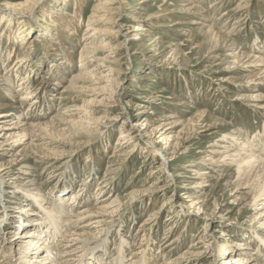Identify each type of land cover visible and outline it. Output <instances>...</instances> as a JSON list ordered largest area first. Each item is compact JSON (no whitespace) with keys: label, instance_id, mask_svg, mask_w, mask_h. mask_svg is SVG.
<instances>
[{"label":"rangeland","instance_id":"obj_1","mask_svg":"<svg viewBox=\"0 0 264 264\" xmlns=\"http://www.w3.org/2000/svg\"><path fill=\"white\" fill-rule=\"evenodd\" d=\"M75 1L0 0V116L16 114L11 119L24 117L36 126L31 128L30 140L23 135L9 138V132L14 134L10 130L0 133V168L10 171L7 184L0 187V210L8 222L17 228L20 215L30 219L40 211L29 201L32 193H38L40 199L47 195L71 204L73 215L100 199H119L115 226L105 237L109 262L122 241L128 248L123 264H129L127 260L137 250L151 252L155 261L147 264L180 257H186L184 264H224L230 256L222 251L223 246L234 250L239 246L237 256L249 264L263 258L264 264L260 239L264 215L259 216L264 206L252 208L255 185L219 153L238 142L234 136L242 133L248 145L264 133V66L251 64L249 58L256 56L257 49L264 56V0H118L126 4L120 9L118 24L124 34L134 36L124 44L128 49L122 45V37L86 31L88 24L99 30L119 27L94 16L117 6L109 5L108 0H80L83 18L78 34L84 40L70 33L62 41L43 34L52 19L46 12L67 9L73 14L80 9ZM24 22L33 27L20 35L22 40L16 45L11 44L9 38ZM52 29L55 35L58 30ZM91 33L109 47L105 45L104 53L85 52L83 57ZM65 54L71 56L69 61ZM96 54L106 61L96 60ZM9 55L12 59L7 62ZM16 61L19 66L12 72ZM84 68L97 70L102 81L93 79L96 77L86 83L74 80ZM1 78L13 80L18 94L30 92L23 84L39 82L41 89L30 111L29 101L22 104L15 102L19 97L11 99ZM250 79L257 88L250 89ZM240 92L259 95L262 100L235 101ZM137 122L142 127L134 134V128L130 129ZM1 125L10 127V123ZM121 131L133 134L127 144ZM3 133L8 135L2 137ZM148 141L165 148V155L173 160L169 168L162 170L165 160L152 154L159 156ZM45 154L50 158L47 165L38 158ZM31 156L28 164L20 161ZM220 157L222 163H211ZM26 172L35 173L41 185L40 191L24 196L29 187L22 186L24 179L17 177H30ZM198 172L208 174L201 178ZM199 182L204 183L199 186ZM70 186L73 190L64 200L57 198ZM58 214L64 223L68 213ZM206 222L209 226L204 228ZM60 233L58 241L64 236ZM212 234L213 243L204 244ZM12 236L5 233L1 249L5 246L2 241ZM245 243V248L240 247ZM9 245L15 246L13 242ZM220 254L225 256L219 258Z\"/></svg>","mask_w":264,"mask_h":264},{"label":"bare ground","instance_id":"obj_2","mask_svg":"<svg viewBox=\"0 0 264 264\" xmlns=\"http://www.w3.org/2000/svg\"><path fill=\"white\" fill-rule=\"evenodd\" d=\"M108 1H109V5L112 6L113 3H117V6L114 8L111 7V9L110 8L106 9L104 13H102L103 15H97L99 12L98 13L96 12L94 16L98 17L100 19L99 21H103L102 19H104L105 21H107L106 23L108 25H119L118 24V22L120 21L119 18L121 17L120 9H124L126 7V4L124 3V1H118V0H108ZM81 6L82 4L80 0H76L75 7L80 8ZM19 8L20 10H22V12H25V8L23 9L22 5L19 6ZM81 9L82 8L75 9L73 14L66 12L67 9L65 10L55 9V11H53L52 9L48 10V12H46V14H48L47 17L52 18V19L50 20V22H48L49 24L46 23L47 25H45L44 30H42L43 34L45 33L47 37L49 38L56 36V39L58 41H62V38L64 37L68 38L69 35L67 34L70 33L72 35L73 34L76 35V38L82 40L84 37L81 38L79 37V34H78V27L83 18L81 14L82 13ZM98 11H102V10H98ZM52 21H58V23H53ZM24 23L25 24L21 28L17 27V30H15L16 32H14V34L12 33L11 37L9 38L11 44L16 45L20 39L22 40V36L20 35L27 32L29 27L30 28L33 27V25L31 24H28L26 22ZM52 26L58 30V32L55 33V35L53 33ZM87 26L88 27L86 31H95V33L97 34L107 33L117 39H120L121 37L124 38L123 41H121L122 45H124L125 42L127 43V41H130L134 37L133 35H130V34H124L122 32L121 27L123 26L121 24L119 25L120 28L118 27L116 29L112 27H106V28H109L108 30L106 29L107 31L96 29L91 24H88ZM94 35H95L94 33H91L89 36L86 37L88 40L87 42H85V46H84L85 50L84 52H82L83 57H85V52L93 51V52H103L104 53L106 51L105 49L107 48V46L109 47V44L105 42L104 44L103 42H99V35L97 36L95 35L96 38H93ZM105 45L107 46L105 47ZM230 45L232 47L234 46V43H231ZM124 47L128 49L127 46L124 45ZM2 48L3 47L0 41V49ZM257 51L258 52L256 53V56H249V58L252 59L251 64L264 66V56H261L259 54V51H261L260 49H257ZM65 55L67 56L66 59H68L69 61L71 59V56H69L68 54H65ZM6 59H8L7 62H10L12 59L11 55L7 56ZM95 59L98 61H106L98 54H96ZM20 62H22V60ZM81 62H85V58H82ZM248 63L250 64V61ZM15 64H16L15 67L10 69V71L13 72V70L17 66H19L18 61H16ZM79 72H78V75L75 76L74 78V80H77L79 83L80 82L86 83L93 77H96L93 79H97L100 82L102 81V78L99 76L98 73H96L97 70H92V71L87 70L86 71V68H84L80 70ZM249 81L252 83L251 84L252 87L250 89L253 90L258 87V84H255L256 83L255 80L250 79ZM262 81L264 82V79H262ZM1 82L5 83L4 84V86L6 85L5 91L6 93L11 95V99H14L15 97H19V99L15 101L16 103L24 102L25 104L27 101H29L30 103H29L28 110L30 111L31 109L30 106L32 107L34 103L36 102L35 99L38 96V91L39 89H41L40 88L41 85L39 84V82L35 83V81L32 80L31 82L26 81L28 82L26 86H25L26 83L23 84L24 85L23 89L26 88L30 90L28 94H18L19 90L18 91L15 90L14 82L11 79L9 80V79L4 78L1 80ZM2 84L3 83H0L1 87H3ZM234 100L245 102V103H251V102L261 101L262 98L259 95L250 96L248 94H244L240 92L237 95L235 94ZM13 108L19 109L17 107H13ZM121 109L124 112L123 113L124 116H127V114L129 115L127 108L124 107ZM14 116H16V114H9V113L3 114V116L2 115L0 116V117H5V120H3L5 122H0V133H2L5 130H10V131H13L14 134H11L9 132L10 134L9 138H17L18 136L23 135V137H28V139L30 140V138L32 137V131H33L31 128L36 127V126H33L29 124L28 122H25V119H23L24 117L19 116L16 120L11 119ZM1 123H6V124L10 123V127H5L1 125ZM139 127H142V124L137 122L134 124V126H132V129L130 130H133L134 128V131H133L134 134L140 133ZM6 135H8V133H3L2 137ZM120 135L123 140L127 139V141L125 142L123 141L125 144H127L128 141L131 139L130 135H133V134L132 133L128 134V132L121 131ZM263 136H264V133L262 134V136H259L258 141L253 140L250 144L247 145L245 140L242 138L243 135L241 133L237 137L234 136V140L236 141L238 140L236 144L235 143L232 144L229 148L224 147L225 151L219 152L220 155L224 156L223 157L224 159L231 160L232 164L237 166L238 172L245 178L249 179L250 185H255L256 193H255V197L253 198V202L251 203L252 208H256V206H259V205L264 206V138ZM148 142L152 144V146L155 148V152L159 153V156L156 153H152V154L155 157H162L165 160V162H163L162 164L163 165L162 170L169 168L168 166L173 160L170 158H167V156L165 155V152H166L165 148H160L156 146L153 141H148ZM247 148H250V149L245 150ZM33 158L34 157L31 156L30 158H23L20 161L24 162V164L25 163L28 164L29 161H31V159ZM38 158H39V161L45 163V165L49 164L50 158L48 154L42 155L41 157L39 156ZM221 158L222 157H220V160H217V161L211 160V163L220 164L222 163ZM15 161H19V160L16 159ZM3 167L4 166H1V168ZM7 169L8 168H4L0 170V187H4L7 184L6 178L9 177L10 175V171L6 172ZM26 173L31 174L30 177L28 176L26 178L17 177V179L21 181L24 179V181H22V186L27 185L29 187L26 189L27 192H24V196L31 194V191L32 192L36 191L37 189H39V185H41L39 184V181L35 178V173L33 172L31 173L26 172ZM197 174L200 175L201 178H203V176L207 175L208 172H198ZM203 183L204 182H199L198 185L201 186ZM82 185H84V183H82ZM106 188L107 186H105L104 188H101L99 190L100 193L103 189H106ZM72 190L73 188L71 189V186H70L68 190H66V192H63V193L60 192L59 193L60 195L58 194L57 198L64 200V198ZM38 191H40V189ZM79 195L80 194L75 195L73 199L77 200L78 199L77 196ZM37 196H39L38 193H32L29 201H31L32 204H35L36 208L40 211L30 216V219L28 218V216L24 217L20 215L21 221L17 228H15V226L12 225L11 220H10L11 222H8L3 210L2 211L0 210V229L4 230V231L0 230V239H4L5 233L13 234V236L10 237L8 240L2 241V245H5V246H4V249H1L2 247H0V264H83L87 260H88V264H113L111 263L112 258H116L115 260H113L114 264H123V260H124L123 254H125L128 248H126V246L123 244L122 241L119 242V246L115 254L110 256L111 257L110 262H109V258L105 259L107 256H109V253H108L109 249L107 246L108 242L105 240L106 239L105 237L107 233L115 226L116 220L114 218L118 216L119 209L121 206V202L118 201L119 199L117 201L115 199L110 202H109V198L100 199L99 201L96 202L95 206L90 207V208L85 207V208L79 209L76 212V214L74 213L73 215L72 210H70L71 206L69 207V205L71 204L64 205L62 201L60 202L55 199L52 200L47 195L42 196V199L43 198L45 199L43 200L42 203H40L42 199H40ZM21 201L23 202V199H21ZM191 201H193L191 205L192 206L195 205L194 200H191ZM47 204L48 205L51 204V208L50 206L49 208H47L46 207ZM196 204H199V202H197ZM200 209L198 208V210ZM27 210L30 211V207L27 208ZM58 211L60 214H63L65 211L68 213L67 220L64 223H61L59 216H58L59 215ZM263 215L264 213H260L259 216L262 217ZM206 221H209V220H206ZM260 223L264 224V220L263 222H260ZM208 226H209V222H206L204 224V228H207ZM4 228H7V229L5 230ZM61 231L64 232L63 234L64 236H63V239L58 241L57 237H60L62 235L60 233ZM103 232H104V235L102 234L103 237H99V234ZM263 232L264 230H262V233ZM254 234L257 235L258 233H254ZM260 239L264 243V235H261ZM214 240H215V236L212 234L210 235L208 239L204 240L205 242L204 244L208 245L209 243H213ZM10 242H13L16 248L13 245H9ZM102 243H105L104 244L105 246L102 247L101 246ZM33 244H34V247L32 249L29 248V246H32ZM245 246H247L246 243L243 245H240V247H244V248ZM99 247L100 249H97ZM232 247L225 248V246H223L222 248L224 249L222 251H225V253L228 251V254L226 255L230 256L229 260H224V264L233 262L235 260H238L237 261L238 264H249V262L246 261V258H240V256H237L238 253H240L239 246H238V250H234V248ZM139 251H142V250H139ZM145 251L146 250L142 252H138V250L133 251L129 259L127 260L128 263L129 264H147L150 262L152 263V261L154 262L155 258L152 257L151 252L146 251V254H145ZM262 252L263 251L259 253V256L260 254H262ZM192 255L198 256L196 254H192ZM224 256L225 255L223 254L218 255L219 258H223ZM251 261L255 262L252 264H263L262 263L263 258L258 257L254 260H250V264H251ZM185 262H187L186 257H180L170 262H168L167 260L163 264H184Z\"/></svg>","mask_w":264,"mask_h":264}]
</instances>
